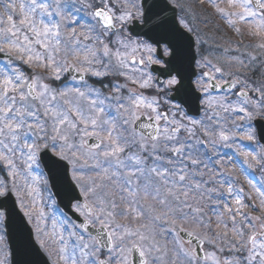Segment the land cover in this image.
Here are the masks:
<instances>
[{
  "label": "snow or ice",
  "instance_id": "6c2138e0",
  "mask_svg": "<svg viewBox=\"0 0 264 264\" xmlns=\"http://www.w3.org/2000/svg\"><path fill=\"white\" fill-rule=\"evenodd\" d=\"M0 264H264V0H0Z\"/></svg>",
  "mask_w": 264,
  "mask_h": 264
},
{
  "label": "rangeland",
  "instance_id": "374dc122",
  "mask_svg": "<svg viewBox=\"0 0 264 264\" xmlns=\"http://www.w3.org/2000/svg\"><path fill=\"white\" fill-rule=\"evenodd\" d=\"M247 143V142H246ZM253 146V147H252ZM248 147H249V149H252V148H256V146H254V144L253 145H248ZM252 176H254V177H256L257 178V180H259V175H257V176H255L253 173H250ZM240 180H241V183H243L244 184V186H245V188L249 191V193L251 194V189H249L248 187H247V184H246V182L244 181V178H243V176H241L240 177Z\"/></svg>",
  "mask_w": 264,
  "mask_h": 264
}]
</instances>
